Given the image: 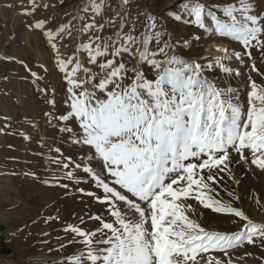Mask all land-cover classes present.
Returning <instances> with one entry per match:
<instances>
[{
	"label": "snow or ice",
	"instance_id": "6c2138e0",
	"mask_svg": "<svg viewBox=\"0 0 264 264\" xmlns=\"http://www.w3.org/2000/svg\"><path fill=\"white\" fill-rule=\"evenodd\" d=\"M105 6L106 0H89L82 11L91 8L95 21V14H102ZM180 7L194 17L191 23L205 31L208 28L204 16H210L219 36L243 46L245 52L233 51L232 56L241 65L244 56L251 61L246 104L240 101V89L220 88L203 75L213 66L226 74L240 75L239 70L223 63L231 59L225 47L217 48L224 56L201 64L168 56V41L159 46L166 35L164 31L145 32L142 39L122 29L115 33V39L93 32L77 49L85 50L88 63L97 65L99 72L93 75L79 56L59 57L55 41L63 33L71 35L70 27L45 33L69 84L71 110L60 119L78 120L82 134L74 142L94 148L88 160L99 158L101 162L99 170L87 164L83 168L96 188L102 189L100 196L93 192L87 195L105 205L113 217L109 222L102 215L90 216L99 224L91 231L76 225L64 229L73 234L70 244L83 245L65 258L67 264H234L230 249L257 240L264 245V223L253 222L243 210L217 199L219 193L213 187L223 179L220 173L231 174L233 154L239 156L237 163L264 170V83H257L251 76V71H255L264 78L251 52L255 48L264 60V11L257 13L249 0H238V6H223L227 19L221 20L211 11L206 12L199 0H188ZM148 16L154 30L157 17L151 13ZM175 18L180 20L178 15ZM108 24L114 26L115 21L109 20ZM35 27L43 28L44 22L38 21ZM104 27L93 22L80 31L102 32ZM153 39L158 45L156 52L147 47ZM122 54L148 63L155 78L148 79L141 68H129L122 59L118 62ZM158 55L167 59L158 60ZM72 64L69 73L68 66ZM81 71L84 79L78 76ZM129 72L134 75L128 76ZM32 75L35 77L36 73ZM126 78L131 83L125 84ZM62 131L72 129L66 127ZM80 167L76 164V168ZM67 176L71 179L73 173ZM228 195L239 199L231 192ZM189 201L245 223L234 233L207 231L189 215L197 211ZM216 252L227 259L214 255Z\"/></svg>",
	"mask_w": 264,
	"mask_h": 264
},
{
	"label": "rangeland",
	"instance_id": "374dc122",
	"mask_svg": "<svg viewBox=\"0 0 264 264\" xmlns=\"http://www.w3.org/2000/svg\"><path fill=\"white\" fill-rule=\"evenodd\" d=\"M186 2L188 0H106L102 14H95L94 21L91 8L82 11L89 0H35L34 10L33 0H0V226L4 228L11 251L10 255L0 256V264H67L65 258L83 248L82 244L69 243L73 234L65 232L68 225L91 231L99 224L90 216L102 215L109 222L113 219L105 205L87 195L93 192L100 196L102 189L96 188L83 168L87 164L99 170L101 162L99 158L88 160L93 156L94 148L74 142L82 134L78 120L60 119L71 110L69 84L65 72L57 64V52L46 32H56L61 26L70 27L71 35L63 33L55 41L59 57L79 56L93 75L99 72L97 65L88 63L85 50L77 52L80 44L86 43L93 32L115 39V33L122 29L124 33L142 39L145 32L164 31L166 35L159 46L168 41L171 45L168 56L176 55L201 64L218 57L209 54L211 47H225L229 49L231 59L223 63L239 70L240 75L226 74L216 66L203 75L220 88L240 89V101L246 104L251 61L244 56L241 65L232 56L233 51L243 53L245 49L238 41L219 36L214 31V21L206 14L207 31L191 23L194 17L180 7ZM199 2L206 6V12L211 11L221 20L227 19L222 12L223 6H238V0ZM249 2L254 4L257 13L264 11V0ZM149 13L157 17L154 30ZM177 15L180 20L175 18ZM109 20H114L115 25H109ZM38 21L44 22L43 28L35 27ZM93 22L104 24L103 31L93 29L81 33L85 24ZM147 47L152 52L158 51L154 39ZM251 52L256 68L264 73L260 53L255 48ZM121 59L128 62L129 68H141L148 79L155 78L152 67L146 62L141 63L139 57L122 54L117 58L118 62ZM156 59L167 57L158 55ZM73 66H68L69 73ZM133 75L128 73V76ZM78 76L84 79L85 73L81 71ZM251 76L257 83H264V78L257 72L251 71ZM124 83H131V80L126 78ZM66 127L72 132L62 131ZM238 159V154L232 155L231 174L220 173L223 179L219 185H213L219 193L216 198L243 210L253 222L264 223V170L244 162L237 163ZM76 164L81 167L76 168ZM69 172L73 173L71 179L67 176ZM229 192L239 199L230 197ZM189 202L197 208L195 214L189 215L207 231L234 233L245 223L233 215L215 213L198 206L195 201ZM213 254L227 259L223 253ZM229 256L234 264H264V245L259 240L254 244L244 243L230 249Z\"/></svg>",
	"mask_w": 264,
	"mask_h": 264
},
{
	"label": "trees",
	"instance_id": "16d2710c",
	"mask_svg": "<svg viewBox=\"0 0 264 264\" xmlns=\"http://www.w3.org/2000/svg\"><path fill=\"white\" fill-rule=\"evenodd\" d=\"M11 251L7 246V239L4 228L0 226V256L10 255Z\"/></svg>",
	"mask_w": 264,
	"mask_h": 264
},
{
	"label": "bare ground",
	"instance_id": "6f19581e",
	"mask_svg": "<svg viewBox=\"0 0 264 264\" xmlns=\"http://www.w3.org/2000/svg\"><path fill=\"white\" fill-rule=\"evenodd\" d=\"M216 47V46H215ZM209 54H211V55H216V56H222V52H219V51H217V48H214V47H211L210 49H209Z\"/></svg>",
	"mask_w": 264,
	"mask_h": 264
}]
</instances>
